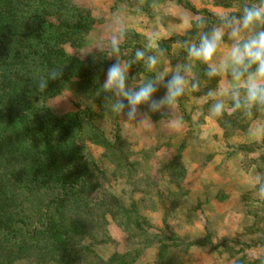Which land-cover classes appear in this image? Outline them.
<instances>
[{"label":"trees","instance_id":"trees-1","mask_svg":"<svg viewBox=\"0 0 264 264\" xmlns=\"http://www.w3.org/2000/svg\"><path fill=\"white\" fill-rule=\"evenodd\" d=\"M173 1L202 14L179 36L180 58L184 59L188 47L199 45L201 35L222 21L206 10H196L191 0ZM212 2L232 9L229 17H239L245 6L259 7L264 0ZM96 23L77 0H0V264H134L151 246L157 248L154 264H171L173 251L186 252L211 243L209 231L203 238L186 242L173 235L167 220L169 209L162 218L165 229L152 231L142 213V208L157 209V201L150 195L154 182L150 178L131 181L141 197L127 205L101 189L102 171L88 143L105 147L106 157L113 160L118 156L116 148L123 143L116 113L103 105L106 96L117 100L103 87L105 71L112 63L108 54L113 51L110 47L80 57L68 50L81 47ZM247 30L250 37L264 30V24ZM165 47L160 43V48ZM138 48L125 40L119 43V52L113 53L137 69L135 76L148 74L146 64L135 58ZM54 68H63L62 77L39 91L36 84ZM207 72L208 65L201 62L191 80L197 93L215 88L220 80L219 75L210 77ZM63 90L74 95L76 108L56 112L49 100ZM240 91L243 96V87ZM229 108L216 117L224 136L245 131L259 120L264 143V106H255L251 115H246L243 110H233L231 99ZM180 155L179 147L165 167L168 183L175 186L173 195L183 190L185 168ZM257 168L264 181V165ZM251 212L253 222L245 234L256 236L249 241L235 239L240 251L226 241L214 246H223L231 257L242 252L235 264H264V251L257 257L243 252L264 247V227L259 225L264 223V212ZM110 221L126 234L129 247L104 258L99 247L110 240Z\"/></svg>","mask_w":264,"mask_h":264},{"label":"rangeland","instance_id":"rangeland-1","mask_svg":"<svg viewBox=\"0 0 264 264\" xmlns=\"http://www.w3.org/2000/svg\"><path fill=\"white\" fill-rule=\"evenodd\" d=\"M77 2L92 13L97 23L85 43L75 49L68 48L69 52L85 57L94 51L108 50L113 37L118 43L128 40L139 47L137 50L144 52L143 63L146 64L149 56L156 57L154 67L146 66L148 74L140 72L135 76L137 69L128 67L117 54L109 53V59L112 63L119 60L122 66H126L128 89L136 90L149 80L156 81L158 90L153 94L156 100L165 94L163 83L174 72L179 70L185 79L184 94L174 105L152 111L157 118H153L148 106L143 104L138 106L143 123L129 121L124 115L116 114L123 143L121 148H116L118 156L114 157L115 160L106 157L105 147L88 143L90 153L102 171L101 189L113 193L127 205L141 197L140 192L133 190L131 181L152 179L150 195L157 201V209L142 208V213L152 224L153 232L165 229L162 218L166 209L170 210L167 220L171 232L183 241L203 238L207 231L210 232V244L193 246L186 252L180 249L173 251L169 256L171 264H235V259L242 252L231 257L223 246H214L226 241L240 251V243L235 239L249 241L256 236L245 232L253 222L251 211L256 210L260 215L264 212V198L259 195L257 183L262 176L257 166L264 165L263 124L256 120L245 131L226 137L217 118L212 115L211 107L222 101L224 111L229 112L232 98L220 96L219 92L229 82L233 87L241 88L243 80L232 81L230 72H222L215 88L203 94L197 93V88L193 90L191 80L202 61L189 55L180 58L182 45L179 36L192 28L201 13L184 8L173 0ZM191 2L196 10H206L216 21H222L221 16L232 12L230 8L213 5L212 0ZM221 25L222 22L214 27ZM121 27L123 34L119 31ZM224 31L223 42L211 62L217 65L227 58L233 44L228 38V29ZM241 37H249L247 29ZM160 43L166 47L160 48ZM161 77L163 81H160ZM104 80L105 75L103 83ZM115 96L123 100V97ZM76 101L70 90H63L49 100L56 112L74 110ZM106 131L109 132L107 127ZM179 147L185 176L183 190L173 195L171 191L175 186L168 183L165 167ZM259 225L264 227V223ZM107 228L110 240L99 247L104 258L115 250L125 251L129 247L126 234L114 222L110 221ZM263 251L264 247H250L243 252L248 257H257ZM156 256L157 248L151 246L134 264H154Z\"/></svg>","mask_w":264,"mask_h":264},{"label":"clouds","instance_id":"clouds-1","mask_svg":"<svg viewBox=\"0 0 264 264\" xmlns=\"http://www.w3.org/2000/svg\"><path fill=\"white\" fill-rule=\"evenodd\" d=\"M222 25L212 28L208 33L201 35L199 45L192 44L188 47L190 57L202 61L208 65V76H217L222 72H230L232 81L243 80L244 94L241 96L240 87H233L229 82L220 92V96H230L233 101V110H243L246 115H251V110L255 106H264V30L256 32L254 35L244 39L241 33L245 29H250L256 24H264V3L261 6H245L242 14L237 16H221ZM225 29H228L227 35L233 41L232 47L226 59L219 65L211 63L217 53L218 48L223 42ZM123 34L124 29H119ZM113 53L119 52L118 40L113 37L111 40ZM136 60L144 59V52L137 50ZM93 65L97 61L93 59ZM157 64L155 56H149L146 60V66L149 68ZM253 66H255L254 71ZM119 60L114 61L107 66L105 71V80L103 87L106 91L114 92L115 95L123 97V100L113 101L111 97L104 98V107L112 112L124 115L129 121L143 123V118L138 112V106L147 105L150 111H159L165 106H172L177 98L184 94L185 79L180 71L172 74L171 78L163 83L166 89L165 94L159 99H153V94L157 92V82L148 81L142 84L138 89L132 90L126 87L128 79L125 70ZM63 75V68L52 69L48 72L46 78H41L36 84L39 91L48 87L49 81H56ZM164 78L161 77L160 81ZM193 90L197 87L192 85ZM127 101L125 104L124 101ZM211 113L215 117L224 114V103L217 101L211 107ZM173 126H176L175 123ZM258 191L261 198H264V181L258 179Z\"/></svg>","mask_w":264,"mask_h":264}]
</instances>
